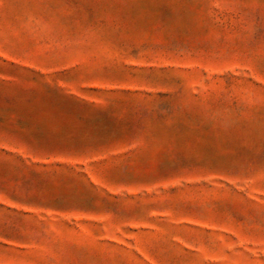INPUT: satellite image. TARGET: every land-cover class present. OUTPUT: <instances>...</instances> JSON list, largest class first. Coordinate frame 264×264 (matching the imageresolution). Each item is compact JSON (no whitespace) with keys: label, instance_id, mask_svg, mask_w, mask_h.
<instances>
[{"label":"rangeland","instance_id":"obj_1","mask_svg":"<svg viewBox=\"0 0 264 264\" xmlns=\"http://www.w3.org/2000/svg\"><path fill=\"white\" fill-rule=\"evenodd\" d=\"M0 264H264V0H0Z\"/></svg>","mask_w":264,"mask_h":264}]
</instances>
